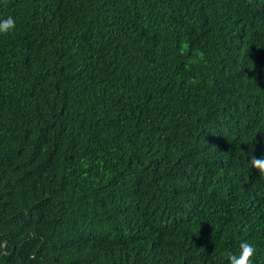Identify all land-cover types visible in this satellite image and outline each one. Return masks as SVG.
<instances>
[{"label":"trees","instance_id":"16d2710c","mask_svg":"<svg viewBox=\"0 0 264 264\" xmlns=\"http://www.w3.org/2000/svg\"><path fill=\"white\" fill-rule=\"evenodd\" d=\"M0 264H264V0H0Z\"/></svg>","mask_w":264,"mask_h":264},{"label":"clouds","instance_id":"9594fccd","mask_svg":"<svg viewBox=\"0 0 264 264\" xmlns=\"http://www.w3.org/2000/svg\"><path fill=\"white\" fill-rule=\"evenodd\" d=\"M15 27V20L11 16L0 20V33H10L15 29ZM248 167L250 169H257L260 174V180H264V156L256 158L251 153L248 161ZM256 253L257 246L251 241L243 240L239 243L238 249L235 252H230L228 254V264H253V258Z\"/></svg>","mask_w":264,"mask_h":264}]
</instances>
